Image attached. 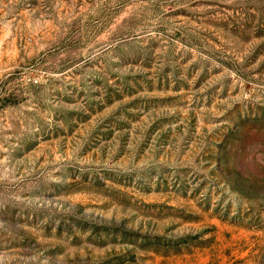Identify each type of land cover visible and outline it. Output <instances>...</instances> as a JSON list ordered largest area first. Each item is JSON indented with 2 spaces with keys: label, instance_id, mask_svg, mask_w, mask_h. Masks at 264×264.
Masks as SVG:
<instances>
[{
  "label": "rangeland",
  "instance_id": "obj_1",
  "mask_svg": "<svg viewBox=\"0 0 264 264\" xmlns=\"http://www.w3.org/2000/svg\"><path fill=\"white\" fill-rule=\"evenodd\" d=\"M0 264H264V0H0Z\"/></svg>",
  "mask_w": 264,
  "mask_h": 264
}]
</instances>
